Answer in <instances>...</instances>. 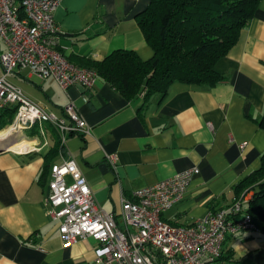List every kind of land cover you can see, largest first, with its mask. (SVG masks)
Listing matches in <instances>:
<instances>
[{"label": "crops", "instance_id": "1", "mask_svg": "<svg viewBox=\"0 0 264 264\" xmlns=\"http://www.w3.org/2000/svg\"><path fill=\"white\" fill-rule=\"evenodd\" d=\"M150 1L61 0L55 11L58 48L76 63L102 61L118 49L151 58L154 49L137 20ZM4 49L0 39V52ZM215 70L225 76L216 85L175 82L165 96L148 99L144 93L127 98L103 77L93 89L76 84L64 90L54 78L28 69L8 75L39 79L26 91L9 80L58 116L73 103L91 133L69 134L63 142L53 125L43 123L23 132L32 135L26 136L30 149L0 152V264L94 261L98 242L89 237L65 243L49 214L52 166L65 158L77 161L100 206L116 213L121 228L123 198L195 166L200 172L184 198L163 213L169 223L191 225L208 211L231 205L246 188V195L253 193L254 185H237L261 167L264 154L258 123L264 114V0ZM214 264H264V231L228 234Z\"/></svg>", "mask_w": 264, "mask_h": 264}, {"label": "built area", "instance_id": "2", "mask_svg": "<svg viewBox=\"0 0 264 264\" xmlns=\"http://www.w3.org/2000/svg\"><path fill=\"white\" fill-rule=\"evenodd\" d=\"M60 2L0 0V39L6 45L0 52L4 72L0 75V110L16 108L12 126L21 134L50 123L65 142L69 134L91 133L77 107L70 103L65 116H58L31 100L7 78L17 70L28 69L40 78H54L64 90L76 84L86 89L95 87L99 73L70 61L58 48L61 29L55 11ZM110 158L115 164V156ZM199 172L197 166L189 168L139 188L132 199L123 198L125 227L121 228L116 213L100 206L77 161L65 158L52 166L46 203L51 218L59 222L65 243L89 237L98 242L94 261L86 264H214L222 255L228 234L256 228L246 208L253 193L208 211L191 225L167 222L163 213L184 198Z\"/></svg>", "mask_w": 264, "mask_h": 264}, {"label": "trees", "instance_id": "3", "mask_svg": "<svg viewBox=\"0 0 264 264\" xmlns=\"http://www.w3.org/2000/svg\"><path fill=\"white\" fill-rule=\"evenodd\" d=\"M260 1L151 0L137 15L146 40L154 49L151 58L143 60L134 50L118 49L102 61L74 63L95 69L127 98L140 93L145 99L156 93L165 96L175 82L210 87L225 78L215 65L237 43ZM15 114L13 106L0 110V131L13 122ZM258 123L264 129V114ZM250 185H254V192L247 211L256 228L264 231V154L261 167L237 188ZM245 190L235 200L250 191Z\"/></svg>", "mask_w": 264, "mask_h": 264}, {"label": "bare ground", "instance_id": "4", "mask_svg": "<svg viewBox=\"0 0 264 264\" xmlns=\"http://www.w3.org/2000/svg\"><path fill=\"white\" fill-rule=\"evenodd\" d=\"M20 134L17 132L12 125L8 128L0 131V146H5L10 149L24 151L26 149H30L29 147V140L21 139V140H14L13 137Z\"/></svg>", "mask_w": 264, "mask_h": 264}, {"label": "rangeland", "instance_id": "5", "mask_svg": "<svg viewBox=\"0 0 264 264\" xmlns=\"http://www.w3.org/2000/svg\"><path fill=\"white\" fill-rule=\"evenodd\" d=\"M2 72H3V70H2V67H1V65H0V75L2 74ZM9 79L13 82V83H15V84H19L25 91H26V87H27V85H32V83L34 82V81H36V82H39V79H37L36 77H34V78H31V79H26V78H22V79H20V77L19 76H9ZM15 118V117H14ZM13 123V122H12ZM12 123L10 124V125H12ZM10 125H8V126H6L7 128L10 126ZM6 127L4 128V129H6ZM4 129H2V130H4ZM28 135H30V134H28L27 133V135H24L23 133L21 134H18L17 136H14L13 137V139H27V137H28ZM27 136V137H26ZM30 136H32V135H30Z\"/></svg>", "mask_w": 264, "mask_h": 264}, {"label": "water", "instance_id": "6", "mask_svg": "<svg viewBox=\"0 0 264 264\" xmlns=\"http://www.w3.org/2000/svg\"><path fill=\"white\" fill-rule=\"evenodd\" d=\"M79 87L86 89L82 85H79ZM14 140H21V139H14ZM8 149H10V148L5 147V146H0V152H4L5 150H8Z\"/></svg>", "mask_w": 264, "mask_h": 264}]
</instances>
